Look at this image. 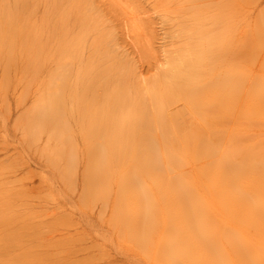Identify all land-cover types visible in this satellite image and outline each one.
<instances>
[{
	"label": "bare ground",
	"instance_id": "1",
	"mask_svg": "<svg viewBox=\"0 0 264 264\" xmlns=\"http://www.w3.org/2000/svg\"><path fill=\"white\" fill-rule=\"evenodd\" d=\"M181 1L192 19L179 25L184 45L147 87L117 54L91 56L80 87L68 86L64 114L82 107L87 118L86 187L106 196L116 184L114 219L125 238L164 264H264V136L253 131L264 125V12L242 27L250 0ZM5 12L1 38L9 20L20 18ZM14 49H0L5 77L23 69L17 58L24 50ZM74 98L81 106L73 107ZM57 106H49L53 117ZM189 111L203 126L184 122ZM7 206L0 209V264H44L23 239L26 224Z\"/></svg>",
	"mask_w": 264,
	"mask_h": 264
},
{
	"label": "rangeland",
	"instance_id": "2",
	"mask_svg": "<svg viewBox=\"0 0 264 264\" xmlns=\"http://www.w3.org/2000/svg\"><path fill=\"white\" fill-rule=\"evenodd\" d=\"M180 3L0 0V28L8 22L3 12L20 17L9 20L11 29L0 37V49L24 50V58H17L22 70L9 69L8 64L5 77L0 67V209L9 204L15 217L22 218L27 226L23 239L36 246L35 255L47 259L44 264H164L125 238L122 224L114 219L116 184L106 196L87 190L88 156L82 133L87 118L80 113L82 107L73 115L63 110L70 95L68 86L80 87L78 78L91 56L124 55L144 87L167 69L170 55L176 54L187 36L179 25L192 22L181 12ZM242 9L240 25L252 27L264 12V0H250ZM33 50L38 52L36 60ZM78 102L81 106L80 99L74 98L73 107ZM51 105H58L57 117L49 113ZM178 108L180 104L174 111ZM192 116L190 111L184 114L187 125L203 126L196 114ZM234 119L232 127L237 124ZM253 131L256 137L264 136V125ZM60 135L68 140L61 141ZM228 135L224 133L223 143Z\"/></svg>",
	"mask_w": 264,
	"mask_h": 264
}]
</instances>
